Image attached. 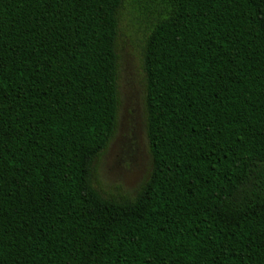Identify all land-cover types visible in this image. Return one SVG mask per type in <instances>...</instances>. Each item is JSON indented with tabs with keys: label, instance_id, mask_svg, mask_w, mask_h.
Returning a JSON list of instances; mask_svg holds the SVG:
<instances>
[{
	"label": "trees",
	"instance_id": "trees-1",
	"mask_svg": "<svg viewBox=\"0 0 264 264\" xmlns=\"http://www.w3.org/2000/svg\"><path fill=\"white\" fill-rule=\"evenodd\" d=\"M128 10L152 158L132 199L94 184ZM0 264H264V0H0Z\"/></svg>",
	"mask_w": 264,
	"mask_h": 264
},
{
	"label": "rangeland",
	"instance_id": "rangeland-1",
	"mask_svg": "<svg viewBox=\"0 0 264 264\" xmlns=\"http://www.w3.org/2000/svg\"><path fill=\"white\" fill-rule=\"evenodd\" d=\"M129 10L120 24L117 128L94 164L95 187L107 196L134 198L149 179L152 158L146 138L144 75L140 64L143 26Z\"/></svg>",
	"mask_w": 264,
	"mask_h": 264
}]
</instances>
